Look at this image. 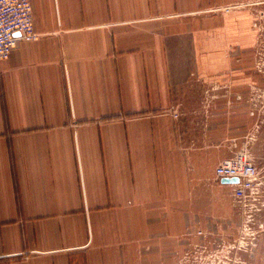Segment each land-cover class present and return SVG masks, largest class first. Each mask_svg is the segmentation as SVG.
<instances>
[{"label": "crops", "instance_id": "1", "mask_svg": "<svg viewBox=\"0 0 264 264\" xmlns=\"http://www.w3.org/2000/svg\"><path fill=\"white\" fill-rule=\"evenodd\" d=\"M30 3L37 37L0 61V264H165L191 239V203L220 200L199 194L161 112L192 75L229 74L255 41L251 13Z\"/></svg>", "mask_w": 264, "mask_h": 264}, {"label": "rangeland", "instance_id": "2", "mask_svg": "<svg viewBox=\"0 0 264 264\" xmlns=\"http://www.w3.org/2000/svg\"><path fill=\"white\" fill-rule=\"evenodd\" d=\"M189 5L191 21L204 15L251 13L255 41L236 52L226 76L205 80L192 75L187 87L175 91L171 104L161 112V130L177 133L165 142L173 145L174 153L179 150L189 158L184 169L200 185L199 194L213 197L216 191L220 200L215 212L207 209L206 214L203 198L191 203L195 208L187 235L191 239L169 252L165 264H264V0H189ZM209 132L219 136L208 139ZM242 151L259 171L258 192L244 204L233 199L230 188L215 181L216 164L210 163L215 156L222 161ZM194 247L203 253H191Z\"/></svg>", "mask_w": 264, "mask_h": 264}, {"label": "built area", "instance_id": "3", "mask_svg": "<svg viewBox=\"0 0 264 264\" xmlns=\"http://www.w3.org/2000/svg\"><path fill=\"white\" fill-rule=\"evenodd\" d=\"M36 37L30 0H0V61L9 57L18 41H30ZM258 175L257 167L243 151L220 161L213 169L215 181L238 179L237 183L223 186L230 188L233 199L241 204L253 199L258 192Z\"/></svg>", "mask_w": 264, "mask_h": 264}, {"label": "water", "instance_id": "4", "mask_svg": "<svg viewBox=\"0 0 264 264\" xmlns=\"http://www.w3.org/2000/svg\"><path fill=\"white\" fill-rule=\"evenodd\" d=\"M219 182L222 185H226V184L237 183L238 179L237 178H221Z\"/></svg>", "mask_w": 264, "mask_h": 264}, {"label": "flooded vegetation", "instance_id": "5", "mask_svg": "<svg viewBox=\"0 0 264 264\" xmlns=\"http://www.w3.org/2000/svg\"><path fill=\"white\" fill-rule=\"evenodd\" d=\"M195 246H197V245H195ZM204 248V247H203ZM193 249V248H192ZM194 251H190L191 253H199V252H202L201 251V249H197L196 247H194V249H193ZM190 252H188V253H186L187 255H190ZM203 253V252H202ZM202 253H200V254H202Z\"/></svg>", "mask_w": 264, "mask_h": 264}]
</instances>
